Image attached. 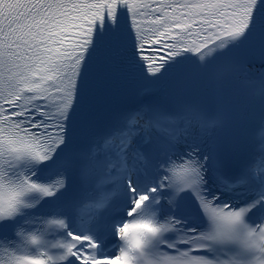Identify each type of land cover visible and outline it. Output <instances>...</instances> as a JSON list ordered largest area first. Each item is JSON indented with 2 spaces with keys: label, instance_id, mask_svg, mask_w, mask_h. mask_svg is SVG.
I'll return each instance as SVG.
<instances>
[{
  "label": "snow or ice",
  "instance_id": "snow-or-ice-1",
  "mask_svg": "<svg viewBox=\"0 0 264 264\" xmlns=\"http://www.w3.org/2000/svg\"><path fill=\"white\" fill-rule=\"evenodd\" d=\"M0 264H264V0H0Z\"/></svg>",
  "mask_w": 264,
  "mask_h": 264
}]
</instances>
